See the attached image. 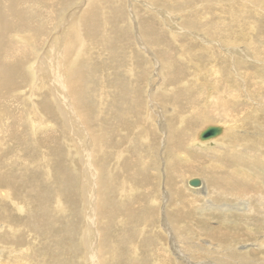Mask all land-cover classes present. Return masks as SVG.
I'll use <instances>...</instances> for the list:
<instances>
[{"label":"rangeland","instance_id":"obj_1","mask_svg":"<svg viewBox=\"0 0 264 264\" xmlns=\"http://www.w3.org/2000/svg\"><path fill=\"white\" fill-rule=\"evenodd\" d=\"M86 1L88 2V0H77L76 5H84ZM151 2H153L152 4L159 10H167V13H170L169 15L174 18L173 20L176 19L175 24L177 23L181 28L187 30V34L183 33L184 36L182 34L180 36L178 35L175 40L170 32V27L174 26L173 20L167 18L166 21H163V19L160 21L159 19L161 18H158L156 14L149 12L150 10H145L144 5ZM167 2L166 0L102 1L104 7L99 11L100 16L98 17L99 23L102 26H99L100 31L95 33L96 35H93L87 41L100 35L101 37L96 38L94 41L91 40V43L94 42L96 48L92 49L91 52L87 51L88 58L84 59V65L81 67L82 70L80 72V79L82 80V84H84L83 90L79 94V96L82 97L80 102L73 106L76 116L81 119L89 135L95 138V140L101 136V133L99 134L97 129L102 124L105 136H102L101 145L96 147V151L92 149L89 155L87 151L85 154L81 148L76 152L74 147H70V145L74 144V139L77 138L76 136L78 135L70 133L69 128L65 125L64 117L58 111L57 106L56 112L58 117H56L53 122L55 124L53 127L56 131L55 142L52 141L54 146H45V148L49 149L50 153L43 148L42 144V147L39 146L38 142L41 135L39 134L38 137L35 138L30 129V125L25 127V138H20V136L16 137L13 133H5L0 137L5 144L0 147V175H7L6 178L2 180L3 182L0 180V182L3 183L0 184V186L3 187L1 190L8 193V189L11 188L14 192V196L21 199L26 204V209L23 213H20L10 203L8 204L9 206L6 204L5 206L0 205V227L3 226V221H8L9 224L19 230L15 232L13 236L9 234L8 238L18 247L23 246L24 248H32V256L34 254L33 252L37 253V249L39 248L36 247L37 245L50 248L51 250L49 252L45 251L46 255L44 257L47 258L46 264H84V262L80 260L83 249V245H80V241L83 233L86 235V226L84 227L86 223V214L84 213V207L86 200H89L86 180L87 176H90L87 173L93 174V170L97 169H99L102 174L103 178L101 181L98 182L97 174L95 176H90L93 183L96 184V187L100 184L103 186L100 189L102 190L101 196L96 199L97 211L99 212L96 216V228L100 234V240L102 244H104V252L109 251L108 254L112 256V250L116 249L118 253L121 252L120 254L123 255L122 258L112 257L110 261H107L108 264H153V261L148 258L147 251H150V248L154 245L157 246L156 250H163V256H169L166 259L170 258L171 264H182V260L179 259L180 257L178 254L175 256L173 244H171L170 237L163 228L165 227L166 218H170L166 215L168 213L169 216L171 213L175 215L177 211V207L168 205V196H164L166 191L165 179L166 177L168 178L167 165L169 163L166 158L170 153L169 150L163 151L167 131L163 130L165 132L164 134L162 130H157V135L161 139V144L158 145L159 139L154 143L153 136L151 135L150 137L149 134L148 137L151 139L150 144H152L149 147H143L139 141L142 126H144L147 121L152 124H154L155 121H159L160 117L158 116H160V113L163 114L165 118L171 116L170 113H164V106H166L165 104L168 102L167 107H171L170 110H173L172 103H178L176 97L173 96L176 90L183 88L193 90L190 87L196 84L197 86H195V88L198 87L197 91L201 93L200 95L202 98H207L206 96L209 93L215 91L214 86L208 82L212 77L208 71L212 68L209 67V63V65H207V61L209 62V56L207 57L208 53L202 52L199 49L203 48L205 44L197 37H194V35L188 34L189 32L202 34V29L198 30V27H192L193 25H190L186 18L192 12L194 13V10L197 8L200 9V4L208 5V7L206 10L203 9L197 12L199 18H193L192 22L198 19L202 20L204 17L206 21H209L208 19H210L212 15L209 10H213L214 13H216V9L220 7V4L225 5L226 9H228V5L231 4L234 6L237 5L240 8L245 7V10L249 7L250 12L248 14L243 15V17H236L237 20H241L246 27L252 24L256 26V31L251 32V36L256 40L258 39L257 37H261L263 42H260L262 47L254 48L256 52H253L257 60H264V55L261 53V50L264 48V0H194V2L187 5V7H180L179 3L170 5V3ZM135 8L138 14L137 17L135 16L136 11L134 12ZM55 12L54 18L59 15L57 11ZM183 17L185 18L183 19ZM236 17L234 19H236ZM147 19L148 22L145 23ZM59 20H57L53 29L54 31L49 36L48 41L44 44V49L40 51L37 58L33 61L36 65H39V57L43 51H45V48L50 45L51 41L54 40V37L61 41V35L58 36L59 33L68 34L69 30L73 31V26H67L65 27V32H61L60 25L62 22H59ZM202 24L204 27L207 26V24ZM138 25H141L143 29ZM226 27H223L220 31H213V36L209 38L215 40L216 38H214V36L220 34ZM26 29L28 30V27H26ZM141 32H145V34ZM34 34L36 38H38L39 34ZM180 44L183 45L184 48L186 47L185 51L187 54L190 52L193 54L191 62L187 63V61H184L185 63L183 62V66L177 65L179 62L176 64L177 60H184L179 58L183 51ZM235 45L244 49H252L250 47H254L251 45L246 48L240 41ZM188 47H190L189 51H187L189 49ZM216 49L219 54L223 53L221 48L216 47ZM196 51L199 57L197 54H194ZM170 56L174 58L175 62H173L171 67L168 66V68L163 71L162 65L158 64V62L159 60L166 62L169 60ZM194 64L196 66H194ZM255 64L259 65L257 62H255ZM178 66H181L184 70L178 72ZM69 74L71 73L69 72ZM196 74L200 78H198V76L196 77ZM194 75L195 77H193ZM196 78L199 79V81ZM173 87L174 89H172ZM104 90L106 93L103 92ZM259 95L263 96L261 97V102H264V92L257 96ZM52 98H54V96L44 90L39 96L38 104L43 107V101ZM101 99L105 101L104 107L100 105ZM135 100H137V102H135ZM153 102L157 104L156 111L159 113V115L156 114L157 116H155V114L149 115V107H151ZM143 105L146 108L145 111ZM194 105L191 100L188 101L186 104L187 107L182 112L188 111V109L192 111V106ZM99 112H103V115L98 116ZM130 114H132L135 119H132ZM242 115L243 114H239V117H242ZM220 117L229 119V116L225 114H221ZM49 119L52 120V118ZM172 120L175 125L177 118H173ZM220 121L221 120H218V118H213L210 119L208 123L207 121L202 123L194 131L193 136L197 131L199 132L207 125H216L215 123L221 124L222 122ZM195 126L196 125H194V127ZM192 127L193 126H189L188 129ZM148 131L151 132L152 130ZM245 131L246 133H253V125L247 124ZM46 132L47 131H42L41 133ZM129 135H131L130 141H128ZM11 140H13L12 145L6 146L7 143L5 141L9 142ZM194 140L197 146L192 148L189 145H180L177 141L171 142L175 147H173V145L170 147L173 148V150H170L173 151L171 154L173 158L170 159L175 161L178 160L182 164L188 165L193 161L188 151L189 149L195 150L197 147L207 152L210 150L211 152L214 151V156L211 154L208 156L212 162H215L216 158L218 159L219 154L216 149L219 147L218 145H220L218 142L210 141L207 145H199L197 144L196 137ZM224 143H227V141ZM124 145H128V147L125 148V156L122 162L115 161L117 151L123 149ZM103 147L107 149L105 150L107 157L104 155ZM251 148L252 146L247 149L252 150ZM42 153H45L47 158H44ZM10 156H12V158H10ZM20 157L25 159L26 167H24ZM39 161L44 162L40 163ZM47 161L51 162V166L54 168L53 172H50L51 175L44 171V165ZM9 162H11V164ZM116 162L120 164L117 165ZM202 165L203 164H199L198 169L202 168L206 170V167ZM59 166L63 168L65 166L69 171L68 175L63 177L65 179L63 185L60 183L58 186L61 187V192L64 193V196L61 197V201L66 211L55 213L56 197L54 193L50 195L47 194V192L52 188L58 191V189H56V182H62V175L55 169L59 168ZM2 168L4 170L8 169L7 172L4 173ZM19 169L22 171H19ZM194 172L193 174L183 176L175 174V177L178 182L180 178L183 179V193L187 191L188 194H197L195 197L204 201L202 194L199 195V191L195 192L192 188L189 190L185 186L184 179L187 180V178L193 177L201 178L205 177V174H208L207 172H200L198 170ZM148 177L152 179V185H150V183V186L146 185ZM261 179L260 181L262 183L258 181L257 183L260 184L257 185L256 183L257 187L255 188V190L260 191V193L264 192V177H261ZM127 180L128 182L130 181L128 185L124 184ZM13 181L20 183V187H15ZM120 183L121 187L126 186L123 190H128V193L125 194L126 196L128 195L127 197L123 198L122 194L121 196L118 195V184ZM70 186L73 193L68 190ZM135 189L137 191H134ZM0 196H2L1 192ZM233 199L234 198L219 199L220 201L218 203L224 201L233 204H241V201H245L244 197L235 201H228ZM99 202H101V212L98 208ZM130 205L134 206L136 214L125 210L126 208L128 209ZM206 205H209V203ZM124 206H126L125 209ZM3 209H5L6 212H3ZM234 210L235 209H229L228 212L225 207L220 208V211L219 209H209L208 207L203 211L194 209L190 212L191 214L193 213V217L196 218L198 216L199 219L201 218L200 220L204 219V221L202 220V223L200 221H193V219L190 218L192 215H189L185 225H180L182 230L185 229V231L190 234L189 238H191V242L195 244L200 240L204 242L206 240H212L214 243L218 244V239L214 237L217 235L216 232L219 228L229 230L231 231L230 233L234 232L237 234L235 235L237 236L235 239L236 244H241L242 247H244L243 251L248 252L249 257L252 256L251 258L264 259V246H262V244H264V219L253 222L252 217L255 216L254 214H249V216L243 220L240 219V214L243 215L244 212L247 211V203L244 204L240 210ZM225 214L229 216V218H225ZM38 217L40 220L37 223L35 221L39 219ZM119 220L121 223H119ZM220 222L221 225L219 224ZM39 225H42L41 228L37 227ZM47 225L48 227H46ZM170 226L172 225L170 224ZM156 227L159 229L161 227L163 231L164 235L162 236V241L157 238L155 231ZM142 228H145L144 230L147 232L144 238H139L138 231H142ZM71 230L73 231L72 235ZM242 230L245 231L242 232ZM246 231H249V234L254 233L255 238L257 236L259 239L255 240L254 238L250 241L246 240L248 237ZM245 236L246 239L244 238ZM62 237H65L63 242L59 241ZM134 239L135 241H139V247L142 248V250L140 249L142 253V256L141 253V257L139 256L140 259L139 257L133 259L132 255L128 254L133 251L132 247V249H130V245H132L131 243H133ZM243 239L245 240L243 241ZM238 241L239 243H237ZM161 242L163 247L160 245ZM177 244H180L182 248H186L187 246L179 242H177ZM251 248L256 249V252L253 253ZM17 250L18 249L15 250V248L13 249L15 252ZM61 250H63V253H61ZM17 252L21 254V251L18 250ZM42 253H39L41 255L39 257L43 256ZM109 255H106V257ZM107 262L103 263L106 264Z\"/></svg>","mask_w":264,"mask_h":264},{"label":"bare ground","instance_id":"obj_2","mask_svg":"<svg viewBox=\"0 0 264 264\" xmlns=\"http://www.w3.org/2000/svg\"><path fill=\"white\" fill-rule=\"evenodd\" d=\"M102 1L103 0H88L84 5L81 4L78 6L76 5L77 0H0V137L5 133H13L16 137L20 136V138H25V127L30 125V129L35 138H37L39 134L41 135L38 142L39 146L42 147L43 145V148L50 153L49 149L45 148V146H54L52 141L55 142L56 131L53 127L55 125L53 122L55 121V118L58 117L56 112L57 106L58 111L64 117L65 125L69 128L70 133L78 135L76 136L77 138L74 139V144L70 145V147H74L76 152L81 148L85 154L87 151V154L90 155L92 149L96 151V147L101 145L102 136H105L102 124L97 129L99 134L101 133V136L95 140V138H92L89 135L88 130L82 123L81 119L76 116L73 106L76 105V103H79L82 97L79 96V94L82 92L84 84H82V80L80 79V72L82 70L81 67L84 65V59L88 58L87 51L91 52L92 49L96 48L94 42L91 43V40L94 41L96 38L101 37L100 35L87 41L90 37L96 35L95 33L100 31L99 26H102L98 20V17L100 16L99 11L104 7ZM167 1L170 5L179 3L180 7H187V5L194 2V0H166V2ZM152 3L153 2L144 5L146 11L150 10L149 12L156 14L158 18H161L159 19L160 21L162 19L163 21H166L167 18L174 19L169 15L170 13H167V10H159ZM219 6L220 7L216 9V13H214L213 10H209L212 14L211 18L208 19L209 21H206L204 17L202 20L198 19L197 21L192 22L193 18L198 17L197 12L207 9L208 5L206 6L205 4H200V9L197 8L194 10V13L192 12L186 18L190 25H193L192 27H198V30L202 29V34L196 32H189L188 34L194 35V37H197L203 44H205L203 48L199 49L202 52L208 53L207 57L209 56V62L206 60L207 65L210 64L209 67H212L208 70L212 76L211 80H208V82L214 86L215 91L209 93L210 95L208 94L206 96L207 98H202L200 95L201 93L197 91L198 87L195 88V86H197L196 84H193L190 87L193 90L186 88L176 90L175 93H173V96L176 97L179 104L172 103L173 110H170L171 107H167L168 102L165 104L166 106H164V113H170L171 116L165 118L164 115L160 113V116H158L160 117L159 121H155L154 124L151 122L148 123L147 121V123L142 126L139 141L143 147L151 146V139L148 137L150 134V137L151 135L153 136L154 143L159 139V145L161 144V139L157 135V130L167 131L163 151L169 150L170 153L168 156L166 155V160L168 159L167 161L169 163L165 160L168 163V178L166 177L165 179L166 191L164 196H168V205L177 207V211L175 212V215L172 213L170 216L168 215L169 213L166 215L170 218H166L165 227L163 228L170 237L175 256L178 254L180 257L179 259L182 260V264H264L263 258L261 260L259 258H251L252 256L249 257L248 252L243 251L244 247H242L241 244H236L235 239L237 236L235 235L237 234L234 232L230 233L231 231L229 230L219 228L216 232L217 235L214 237L218 239V244L214 243L212 240H206L205 242L200 240L195 244L191 242L192 239L189 238L190 234L186 232L185 229L182 230L181 227V225H185L188 216L193 214L190 212L194 209L203 211L208 207L209 209L214 208L219 209L220 211V208L225 207L227 211L229 209H235L238 211L246 203L247 211H245L243 215L239 213L241 216H239L240 219L243 220L247 218L249 214L255 215L252 217L253 222L264 219V199H262L264 198V192L260 193V191L255 190L257 185L262 183L260 181L261 177H264V102H261L262 95L257 96L264 92V60H257L254 55V52H256L254 48L262 47L260 42H263V40L261 37H257L258 39L256 40L251 36V32L256 31V26L254 24L246 27L241 20H237V17H243V15L250 12L249 7L245 10V7L240 8L233 4L228 5V9H226L223 4H220ZM55 11H57L59 15L54 18ZM135 11L136 8L134 12ZM137 15L136 11L135 16L137 17ZM235 17L236 19H234ZM184 18L185 17H183V19ZM57 20L62 22L60 25L61 32H65V27L67 26H73L74 29H72L73 31L69 30L68 34L59 33L58 36L61 35V41L54 37V40L51 41L50 45L45 48V51H43L39 57V65H36L33 61L37 58L40 51L44 49V44L48 41L49 36L54 31L53 29ZM175 21L176 19L173 20L174 26L170 27V32L171 36L176 40L178 35H183V33L187 34V30L181 28L179 24H175ZM147 22L148 19L145 23ZM202 23L207 24V26L204 27ZM141 25L138 26L140 27ZM26 27L32 32L28 31ZM223 27L226 28H224L220 34L214 36V38H216L215 40L210 39L213 36V31H220ZM34 33L39 34L38 38H36ZM143 34H145V32ZM239 41L246 48L251 45L254 47H250L252 49L239 48V46L235 45ZM180 46L183 51L179 58L184 60H177L176 64L179 62L177 65L183 66L184 61H187V63L191 62L193 54L191 52L187 54L185 51L186 47L184 48L181 44ZM216 47L221 48L223 53L219 54L218 51H216ZM188 48L187 51L190 50V47ZM197 51L194 53L195 55L197 54ZM261 53L264 55V48L261 50ZM197 56L199 57L198 54ZM173 62H175L174 58L170 56L168 61L164 62L159 60L158 64L162 65V69L165 71L168 66H172ZM255 62L259 65H256ZM181 66H178V72L184 70ZM194 66L196 65L194 64ZM69 72L71 74H69ZM197 76L198 75L196 74V77ZM193 77H195V75ZM198 78L200 77L198 76ZM197 80L199 81V79ZM172 89H174V87ZM44 90L52 94L54 98L44 100L43 107H41L38 104V99L41 92ZM103 92L106 93L105 90ZM190 100L193 105L196 103L192 106V111L188 109V111L182 112L187 107L186 104ZM100 102L101 107H104L105 101L101 99ZM135 102H137V100H135ZM143 109L145 111V106ZM156 109L157 104L153 102L151 107H149V115H159ZM102 113L103 112H99L98 116L103 115ZM221 114L228 115L229 119L221 118ZM239 114H243L242 117H239ZM130 116L132 119H135L132 114H130ZM49 118H52L53 121ZM173 118H177L175 125L172 120ZM213 118H218V120H221L220 122H222L221 124L215 123L223 129L218 136L206 142L199 139L200 132L209 125L205 126L199 132L197 131L193 136L194 131L199 125L206 121L208 123V121ZM247 124L253 125V133H246L245 128ZM194 125L196 126L194 127ZM189 126L193 127L188 129ZM148 130L152 131L149 132ZM42 131L47 132L41 133ZM195 137L197 144L199 145H207L210 141H215L220 144L218 145L219 147L216 148L219 157L218 159H215V162H212L208 157L210 154L214 156V151L211 152L210 150L207 152L204 149H199V147L195 150L189 149L188 152L193 161L188 165H184L178 160L175 161L170 159L173 158L171 156L173 151H170L173 150V148H170L171 145H173L171 142L177 141L180 145H189L192 148L197 146L195 145ZM130 140L131 135H129L128 138V141ZM225 141H227L228 144L224 143ZM5 142L7 143L6 146H9L12 145L13 140ZM4 145V142L0 139V147ZM250 146H252V150L247 149ZM127 147L128 145H124L123 149L117 151L115 161L122 162V159L125 156V148ZM173 147L175 146L173 145ZM105 150L107 149L103 147L104 155L107 157ZM42 154L44 158H47L45 153ZM10 158H12V156H10ZM20 159L24 167H26L25 159L22 157H20ZM39 162L43 163L44 161ZM119 162H116V164L119 165ZM9 163L11 164V162ZM199 164H203L202 166L206 167V170L202 168L198 169ZM142 166L144 167L143 163ZM44 169V171L51 175L50 172H53L54 168L51 166V162L47 161L44 165ZM2 170L4 169L2 168ZM7 170L8 169H5L3 172L6 173ZM55 170L62 175V182H56V189H58V191L52 188L49 189L47 194L51 195L54 193L57 200L55 204V213H59L65 212L66 210L61 201V197L64 196V193L61 192V187L58 186L60 183L63 185V182L65 181L63 177H66L69 171L65 166L64 168L59 166V168ZM197 170L208 173L205 174V177H201L203 178L202 188H192L189 186L188 181L192 178H187V180L184 179V183L189 190L192 188L195 192L199 191V195L202 194L204 201L195 197L197 194H188L187 191L183 193V179L180 178L178 182L175 177L177 174L180 176L190 175ZM19 171L22 170L19 169ZM87 174L90 176H95L97 174L98 182L103 178L99 169L93 170V174ZM6 176V174H1L0 180H4ZM90 176H87L86 180L89 200H86L84 207V213L86 214V223L84 224V227L86 226L87 238L83 233L80 241V245H83L80 260L84 262V264H102L103 262L110 261L112 257L122 258L123 255L120 254L121 252L118 253L116 249L112 250V256L108 254L109 251L104 252V244H102L100 234L96 228V216L99 214L97 211L96 199L101 196L102 190L100 189L103 186L100 184L96 187V184L93 183ZM151 180L152 179L148 177L146 185H152ZM258 181H260V183H257ZM2 182H0V184H3ZM129 182L127 180L124 184L128 185ZM13 184L15 187L17 186V188L20 187V183L16 181H13ZM118 186V195L121 196L122 194L123 198L127 197L128 195L126 196L125 194L128 193V190H123L126 186L121 187V183L118 184ZM1 188L3 187L0 186V192L2 194V196H0V205L5 206V204L8 205L10 203L20 213H23L26 209V204L21 199L14 196V192L11 188L8 189V193L2 191ZM68 190L73 193L71 186ZM134 191L137 190L135 189ZM242 197L245 198V201H241V204H233L224 201L218 203L220 201L219 199L234 198L233 200L228 201H235ZM208 203L209 205H206ZM99 205L98 208L101 212V202H99ZM132 205H130L128 209L124 206V209L126 208L125 210L136 214L134 206ZM3 212H6V210L3 209ZM190 218L193 219V221H200L201 223L202 220L204 221V219L200 220L201 218L199 219L198 216L194 218L192 215ZM225 218H229V216H226L225 214ZM39 220L40 218L36 219L35 222L38 223ZM3 223V226L0 227V264H46L47 258L44 257L46 255L45 251L49 252L51 250L50 248L37 245L36 247H39L37 253L33 252L34 254L32 256V248H24L23 246L18 247L8 238L9 234L13 236L14 233L19 230L9 224L8 221H3ZM119 223H121L120 220ZM169 223L172 226H170ZM219 224L221 225V222ZM41 226L42 225H39L37 227L41 228ZM46 227H48V225ZM144 229L145 228H142V231H138L139 238L145 237L147 231ZM72 230L71 235L73 232ZM155 231L157 238L161 240L164 235L161 227L160 229L156 227ZM243 231L245 230H242V232ZM246 233L248 234L247 239L246 236L244 237L246 240L250 241L255 238L254 233L249 234V231H246ZM64 238L65 237H62L59 241L63 242ZM245 239H243V241ZM258 239L259 238L256 236L255 240ZM177 242L183 243L185 246L187 245L186 248H182ZM204 243L208 245H205ZM237 243H239V241ZM131 244L130 249L133 248V251L128 254H131L133 259H136L140 256V249L142 250V248L139 247V241H135V239ZM160 245L163 247L162 242ZM262 246H264V244H262ZM156 247L157 246L154 245L150 248V251H147L148 258L153 261V264H169L171 261L170 258L166 259L169 256H163V250H156ZM14 248L15 250L18 249L21 251V254H18V250L16 252L13 251ZM251 250L253 253L256 252V249L251 248ZM62 251L63 250H61V253H63ZM39 253H42L43 256L39 257L41 256ZM106 255L109 256L106 257ZM106 264H108V262Z\"/></svg>","mask_w":264,"mask_h":264},{"label":"water","instance_id":"obj_3","mask_svg":"<svg viewBox=\"0 0 264 264\" xmlns=\"http://www.w3.org/2000/svg\"><path fill=\"white\" fill-rule=\"evenodd\" d=\"M222 130V127L219 125H209L200 132L199 139L203 142H206L218 136ZM188 183L192 188H198L203 185L202 179L197 177L190 179Z\"/></svg>","mask_w":264,"mask_h":264}]
</instances>
